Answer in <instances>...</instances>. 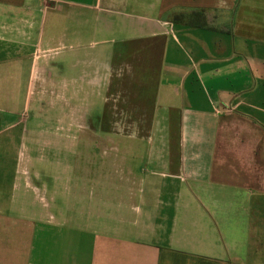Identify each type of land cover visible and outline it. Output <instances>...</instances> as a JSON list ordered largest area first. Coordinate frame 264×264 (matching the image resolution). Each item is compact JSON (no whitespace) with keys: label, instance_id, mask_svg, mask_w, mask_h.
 Returning <instances> with one entry per match:
<instances>
[{"label":"crops","instance_id":"0c3cea01","mask_svg":"<svg viewBox=\"0 0 264 264\" xmlns=\"http://www.w3.org/2000/svg\"><path fill=\"white\" fill-rule=\"evenodd\" d=\"M45 46L62 107L0 106V264H264V0H0V95Z\"/></svg>","mask_w":264,"mask_h":264},{"label":"rangeland","instance_id":"374dc122","mask_svg":"<svg viewBox=\"0 0 264 264\" xmlns=\"http://www.w3.org/2000/svg\"><path fill=\"white\" fill-rule=\"evenodd\" d=\"M183 14V15H182ZM188 14L175 12L173 17H180ZM33 27L30 30H34ZM31 38L27 39L25 43L28 44V46H31ZM38 53V52H37ZM35 53L33 55L34 59L41 58V60H45L47 63L45 64V67L43 69H39L36 72V75L38 76V80L40 81V85L33 86L28 85L25 86V80L22 79L21 84L19 85V81H16V85L12 87H6L3 88V90H6L7 92L10 91V94H3L0 95V106H9L15 110L23 111L24 107L28 106L27 112L25 113V116L23 118L24 123H26L28 126H35L36 125V112H43L45 115H51L54 107H62V104H59L58 102H54L51 99L52 90L54 89L51 82V73H52V66L50 64L51 58L53 57V51L51 48H48L45 46L44 52ZM14 82V81H13ZM2 90V88H0ZM28 96V97H27ZM2 98H7L8 103H2ZM29 99V101H28ZM26 101V103H25ZM28 101V102H27ZM94 123V122H93ZM95 125V123H94ZM93 126V124H92ZM76 144V146L80 143V136L76 135L75 140H73ZM77 149V148H76Z\"/></svg>","mask_w":264,"mask_h":264},{"label":"trees","instance_id":"16d2710c","mask_svg":"<svg viewBox=\"0 0 264 264\" xmlns=\"http://www.w3.org/2000/svg\"><path fill=\"white\" fill-rule=\"evenodd\" d=\"M197 25H200L198 22L196 23Z\"/></svg>","mask_w":264,"mask_h":264}]
</instances>
